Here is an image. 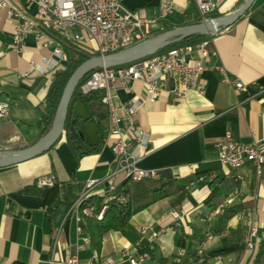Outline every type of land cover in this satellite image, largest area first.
<instances>
[{"label": "crops", "instance_id": "crops-1", "mask_svg": "<svg viewBox=\"0 0 264 264\" xmlns=\"http://www.w3.org/2000/svg\"><path fill=\"white\" fill-rule=\"evenodd\" d=\"M122 2L148 18L159 17L163 9L162 0ZM216 3L215 14L226 15L244 2L216 0ZM198 17L193 0H174L172 12L160 19L157 31L196 23ZM14 27L15 21L7 17L5 8H0V105L7 104L8 107L7 115L0 117V151L25 148L43 135V120L50 110L49 88L54 74L67 66L61 61L59 69L42 72L41 59L52 57L53 44L44 48L32 34L23 36L21 52L13 51L10 45ZM212 48L215 55L207 64L224 67L231 77L243 84L242 89L220 82L218 73L208 68L199 75L203 93L191 90L180 100L163 94L156 102L148 103L143 86L138 83L133 91L119 93L123 100L133 96L143 100L135 118L148 132L149 140L137 165L147 169L168 168L176 187L167 196L152 201L134 214L127 235L118 231L107 233L101 251L96 253L89 245L88 235L78 228L74 210L61 204L64 200L73 202L77 199L88 180H97L94 192L105 190L112 182L122 189V173L112 174L118 168L110 149L114 137L109 136L104 141L107 117L102 121L93 118L91 121L97 126L99 142L93 146L85 144V151L76 146L80 155L68 143L65 134L48 150L0 167V264L60 261L86 240L87 244L78 253L82 264H87L95 254L119 260L125 251L134 253L144 247L154 250L157 255H176L179 260L187 252L195 251L198 241L209 229L224 235L207 243L206 255L222 246L233 249L226 255L207 259L206 264H260L255 258L261 239L257 241L256 250H247L242 242L246 225L236 218V214L253 211L259 235L262 234L264 167L260 176L255 175L250 164L235 171L221 167L216 144L223 139L226 129L231 130L234 139L241 143L264 140V0H254L244 15L218 32ZM31 61L38 64L36 69H30ZM76 99L79 98L74 94L72 102ZM70 118L71 109L68 121ZM90 147L94 150L89 151ZM212 172L216 173L215 178H200ZM46 176L54 177V185L37 188L36 180ZM188 180H194L195 185L181 191ZM181 193L185 195L173 204ZM230 195L231 201L217 209L214 218L208 220V211L215 207L207 204L208 199L212 197L218 205ZM174 205H178L182 213L179 229L173 228L169 216ZM62 207L65 211L61 214ZM141 227L147 228L145 233L140 232ZM162 227H166V232L151 239L150 231ZM237 228L242 235L239 242L230 236V231ZM177 230L184 236L181 252L174 242ZM198 234L201 238L195 237ZM224 237L229 238L227 243L221 241Z\"/></svg>", "mask_w": 264, "mask_h": 264}, {"label": "built area", "instance_id": "built-area-1", "mask_svg": "<svg viewBox=\"0 0 264 264\" xmlns=\"http://www.w3.org/2000/svg\"><path fill=\"white\" fill-rule=\"evenodd\" d=\"M193 1L201 20L211 18L217 10L216 0ZM162 4L160 16L148 18L127 8L122 0H0V8H5L7 17L15 21L10 45L13 51L21 52L23 36L26 34H32L34 40L44 48L53 44L52 57L41 59L42 72L47 69H59L61 61L68 64L66 46L81 48L93 55H105L134 46L154 36L160 19L172 12L174 0H162ZM217 33L202 35L195 42L170 45L125 65L93 68L77 84L76 93L81 96L93 91H102L100 104L108 121L104 141H107L109 136L114 137L110 149L118 164V168L112 171L114 176L121 172L123 181L127 179L138 181L154 178L157 171L137 165L149 140L148 132L137 124L135 118L137 111L143 106V100L138 96L123 100L119 97L121 91L131 92L138 83L143 86L145 100L148 103L156 102L163 94L180 100L191 90L203 93L204 88L199 81V75L208 68L218 73L220 82L234 86L238 90L244 87L239 80L231 77L224 67L207 64L209 58L215 55L212 41ZM37 65L31 61L30 69H36ZM7 112V104L0 105V117H5ZM216 146L221 167L235 171L245 164H250L255 175H261L264 167V140L241 143L234 139L231 130L226 129L223 139ZM215 177L214 172L200 176L201 179ZM54 183L53 176H46L38 178L35 186L41 189L51 187ZM194 185V180H188L182 185L181 191L189 190ZM97 186V180H88L83 193L71 203L70 210L76 213L77 221L80 218L79 207L89 196L100 198V203L97 207L94 204L85 206L81 211L96 221L103 219L109 201H124L117 184L112 182L105 190L94 192ZM231 199L230 195L211 208L207 213V219L212 220L217 209L224 207ZM169 216L172 226L180 225L182 213L178 205L170 208ZM236 218L246 225L242 239L245 248L249 251L256 250L257 241L264 236L259 235L253 211L237 213ZM146 230L145 227L140 228L141 233H145ZM57 231L59 232V228ZM165 231V227L151 230L150 237L158 238ZM223 235V232L218 235L207 232L205 238L196 245L197 256L187 264H201L203 261L201 254L207 243ZM84 243L87 244V240ZM85 244L76 245L75 250L62 260L50 259L47 264H82L78 253ZM135 245L138 246V243ZM146 257L145 253L126 251L119 260L95 254L87 264H143Z\"/></svg>", "mask_w": 264, "mask_h": 264}, {"label": "trees", "instance_id": "trees-1", "mask_svg": "<svg viewBox=\"0 0 264 264\" xmlns=\"http://www.w3.org/2000/svg\"><path fill=\"white\" fill-rule=\"evenodd\" d=\"M245 1L246 0H242V2ZM217 16L219 15L215 13L212 15V17ZM200 20L201 18L198 17L197 21L199 22ZM201 37V35L192 36L182 42H195ZM65 51L67 53L69 61L65 69L57 71L54 74L51 86L49 88L47 101L50 110L47 112L43 120V134L50 128L52 124L61 93L69 76L81 62L86 60L90 55H93L92 53L86 50L72 46H66ZM74 94L77 95V97L89 110H93V105L95 103H100L102 97V91H93L87 95L81 96L77 94L75 90ZM67 141L77 151L78 155H80L81 152L78 151L75 141L69 133L67 135ZM92 150H94V147L89 148V151ZM174 187H176V181L168 168L157 169L156 176L154 178H144L138 181H133L130 179L124 180L122 182L121 189V192L124 196V201H109L107 212L105 213L101 221H96L93 218H89L85 216L81 211V209L85 206L93 204L98 205L101 201L100 198L95 196H89L81 203L78 211L80 217L78 221V228L88 235L90 247L96 253H99L102 248L103 239L107 233H109L110 231H118L122 235H127L126 230L128 228L129 221L132 216L142 210L147 205H149L152 201L167 196ZM212 193V195L214 196L215 190H213ZM184 195L185 194L181 193L178 198H176L172 203L175 204ZM71 203L72 202L69 200H64L61 204L65 205L68 208ZM207 204L211 207L217 205V203L213 202L212 197H210V200L208 199ZM230 236L236 239L237 242H239L242 237L241 231L238 228L236 230H231ZM195 237L201 238V235L198 234ZM174 242L177 247H184V236L181 230L176 232ZM229 247L230 246H222L217 250L209 252L205 256V259L202 264H206L207 259L211 257L228 254L233 249L232 247ZM138 252H143L147 254L148 264H187L189 259L188 256H192L195 254L194 252H187L186 256L178 260L176 255H157L154 250L148 247L141 248ZM261 258H264V238H262L258 243L255 261L258 262Z\"/></svg>", "mask_w": 264, "mask_h": 264}, {"label": "water", "instance_id": "water-1", "mask_svg": "<svg viewBox=\"0 0 264 264\" xmlns=\"http://www.w3.org/2000/svg\"><path fill=\"white\" fill-rule=\"evenodd\" d=\"M254 0H246L234 12L211 17L199 22L164 30L134 46L105 55H90L71 73L61 93L56 112L50 128L34 143L18 150L0 151V167L9 166L30 159L51 148L65 134L73 137L76 146L85 151V144L96 145L99 142L97 126L91 121L97 118L102 121L106 113L100 103H95L89 110L80 99L72 102L77 84L93 68L103 66H121L152 55L170 45L196 36L216 33L233 24L248 11ZM71 109V118L68 115ZM65 207L61 208V214ZM61 214L57 217L60 219Z\"/></svg>", "mask_w": 264, "mask_h": 264}, {"label": "rangeland", "instance_id": "rangeland-1", "mask_svg": "<svg viewBox=\"0 0 264 264\" xmlns=\"http://www.w3.org/2000/svg\"><path fill=\"white\" fill-rule=\"evenodd\" d=\"M138 13H139V12H138ZM168 29H169V28H168ZM164 30H167V28H163L162 30L157 31L156 34L162 32V31H164ZM156 34H155V35H156ZM165 228H166V227H165ZM173 228H175V229L178 228V229H179V226H177V227H174V226H173ZM178 231H179V230H177L176 232H178ZM165 232H166V231H165ZM165 232H164V233H165ZM207 232H210V233H212V234H214V235H218V234L220 233V232L213 233V232H211V229H209L208 231H206V232L204 233V237L201 238L199 241H201V240H203V239L205 238V235H206ZM261 232H262V235L264 236V228L261 229ZM164 233H163V234H164ZM163 234H162V235H163ZM162 235H161V236H162ZM221 237H223V236H219V237H217V238H221ZM158 238H159V237H158ZM263 238H264V237H263ZM228 239H229V238L224 237L221 241H223V243H225V242L227 243V242H228ZM212 240H213V239H212ZM199 241H198V242H199ZM210 241H211V240H210ZM197 244H198V243H197ZM257 249H258V248H257ZM206 250H207V246H206V248L204 249V251H203L202 254H201V257L203 258V261H204L205 256H206V252H207ZM178 251L181 252V251H182V248L179 247ZM139 253H143V252H139ZM194 253H195L194 255L190 256V258L188 259V262H189L191 259H194V258L197 256V255H196V254H197L196 248H195ZM256 253H257V252H256ZM145 254H146V253H145ZM146 255H147V254H146ZM147 260H148V257H146V261H145V262H147ZM255 260H256V258H255ZM203 261H202V262H203ZM188 262H187V263H188ZM258 263H260V264H264V258H261V259L258 261ZM201 264H202V263H201Z\"/></svg>", "mask_w": 264, "mask_h": 264}]
</instances>
